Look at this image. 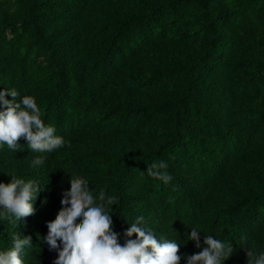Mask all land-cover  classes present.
<instances>
[{
    "label": "trees",
    "instance_id": "trees-1",
    "mask_svg": "<svg viewBox=\"0 0 264 264\" xmlns=\"http://www.w3.org/2000/svg\"><path fill=\"white\" fill-rule=\"evenodd\" d=\"M5 90L33 97L64 144L0 145V182L38 188L31 215L0 216V252L19 234L31 237L22 264H54L47 223L79 177L121 246L143 217L139 227L179 244V264L206 236L233 247L221 264L264 254V0H0ZM159 161L167 183L147 174Z\"/></svg>",
    "mask_w": 264,
    "mask_h": 264
},
{
    "label": "clouds",
    "instance_id": "clouds-1",
    "mask_svg": "<svg viewBox=\"0 0 264 264\" xmlns=\"http://www.w3.org/2000/svg\"><path fill=\"white\" fill-rule=\"evenodd\" d=\"M6 95L12 99H5ZM17 95L15 90L0 91V145L7 144L16 151L19 149V139L24 138L34 152H52L62 147L63 139L54 135V127L45 126L34 98L24 96L17 102ZM43 162L44 157L40 156L34 158L32 164L41 165ZM166 168L167 164L163 161L153 162L147 167V174L167 183L171 176L161 171ZM70 185L61 199L64 207L58 211L54 220L47 223V243L58 251L54 264H179V244L158 240L151 231L139 227L143 217H138L136 223L124 233L126 237L135 234L136 239H127L123 246L118 244L105 204L95 203L84 179L71 178ZM37 191L36 183L31 180L25 182L15 176L7 184L0 182V208L3 209L0 216L19 221L31 215V201ZM98 199L105 201L103 190ZM116 199L109 196L106 204H115ZM198 232L192 229L189 235V240L196 241L197 248L200 247ZM58 239L62 247L57 245ZM13 240L12 249L0 252V264H22L20 253L25 245L31 246V237L21 239L18 234ZM204 244L206 247L198 254L185 257L187 264H221L234 252L230 244L212 236H206ZM245 254L248 264H264V254L257 257L251 249H245Z\"/></svg>",
    "mask_w": 264,
    "mask_h": 264
}]
</instances>
